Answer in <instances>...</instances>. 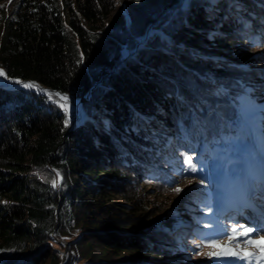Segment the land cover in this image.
<instances>
[{
	"label": "trees",
	"instance_id": "16d2710c",
	"mask_svg": "<svg viewBox=\"0 0 264 264\" xmlns=\"http://www.w3.org/2000/svg\"><path fill=\"white\" fill-rule=\"evenodd\" d=\"M123 3L0 0L8 78L77 98L90 92L82 108L67 96L73 120L84 112L71 129L54 102L60 93L0 77V264H141L148 254L173 255L178 241L159 224L178 222L179 206L167 211L142 183L174 187L171 171L188 173L189 156L211 176L185 196L200 205L195 224L205 241L222 232L215 165L249 159L256 140L245 117L263 118L256 98L264 74L246 52L263 46L264 0Z\"/></svg>",
	"mask_w": 264,
	"mask_h": 264
},
{
	"label": "rangeland",
	"instance_id": "374dc122",
	"mask_svg": "<svg viewBox=\"0 0 264 264\" xmlns=\"http://www.w3.org/2000/svg\"><path fill=\"white\" fill-rule=\"evenodd\" d=\"M119 7L125 9L123 0H119ZM262 44V47L248 49L246 53H249V57L254 58V62H256L255 66H252L258 67L261 71L260 73L264 74V43ZM220 55L225 58V60H229V63L237 60L235 57L227 58L224 52H221ZM260 73L258 75H260ZM257 81H261L264 84V77L260 78L257 76ZM258 93L256 100L258 102L264 101V91L259 90ZM57 104L59 105V103ZM78 106L82 108L81 103ZM62 109L65 111L64 108ZM253 110L256 111L255 109ZM259 110L261 115H263V118L257 117L253 113L248 114V116L245 117L248 120V125L254 129L256 140V147L250 153V158L244 160L243 164L240 166L230 164L228 167H224L217 163L214 168L220 186L221 198H217L213 204L215 210L220 214L223 225H221L222 232L220 234H211V237H214L211 239L218 240L221 247H197L198 244L202 245L203 242H205V239L201 236L202 231L200 223L195 224V222L203 220L200 214L201 208L197 201L193 200V202L190 203L187 202L189 200L185 197H189L190 194L188 191L192 187L198 188L201 185L204 187V185L210 181L211 176L206 169L200 170L195 167V171L190 170L188 173L184 172V174H182L177 168L171 171L177 179L176 185L174 187H169L167 191H161L152 182L142 183L144 191L157 202H163L164 206L168 208L167 211L172 210L174 204L179 206L178 210L183 217L178 222H167L162 224L160 223V216L155 217L149 222H159V227L161 229L168 230V232L178 241V244H175L177 252H174L173 255L167 256V258L148 254L147 258L144 259L141 264H179L184 261L183 258L185 259L184 264H257L255 260L249 262L248 260H241L237 257L216 258L209 257L207 254L224 250L223 246L229 244L227 236L228 234H231L233 225H237V231L243 230L239 227L240 225L255 229V231L250 234L251 238L256 239L257 243L264 245V105H262ZM65 112L70 117L71 129L82 123L84 120L83 110L81 118L75 123L73 122L75 110H67ZM254 125H257L256 129L254 128ZM242 150L246 151V146L242 145ZM166 152H168V149ZM200 181H203V183H200ZM177 187L182 189L179 194L173 191V189ZM115 199L121 203L131 205V203L122 196H116ZM242 206H244V208H249L254 217L241 216V213L239 215L240 207ZM257 215L258 218H256ZM139 232L140 231H136L135 234ZM244 239V237H238L240 243H233L231 246L238 251L243 250L244 252H255L260 254L258 248L245 245L242 242ZM170 247L174 246L171 245ZM62 254L64 259L66 256V250H62Z\"/></svg>",
	"mask_w": 264,
	"mask_h": 264
},
{
	"label": "snow or ice",
	"instance_id": "6c2138e0",
	"mask_svg": "<svg viewBox=\"0 0 264 264\" xmlns=\"http://www.w3.org/2000/svg\"><path fill=\"white\" fill-rule=\"evenodd\" d=\"M12 0H9V3H11ZM117 3H119V0H117ZM0 7H3V5H0ZM5 76V73L3 71H0V77ZM15 83L17 84H21L23 85L24 88H34L36 87V85L34 83H23L22 81L16 80ZM57 96L59 97V100L54 101L56 103H59V106L61 108H64L65 111H67V96L64 95H60L57 94ZM48 100L52 101L53 97L51 94H47ZM61 101L65 102V103H61ZM68 121L65 120V125H67ZM186 163L189 164V167L192 171H195V166L192 164V158L189 156L187 157V159L185 160ZM200 183H203V181H200ZM53 184L55 185V181H53ZM174 192H176L177 194H179L182 189L177 187L173 189ZM241 229H243L242 231H237V225H233L232 230H231V234H228L227 238L229 241L228 245H224L222 251L220 252H210L207 255L209 257H216V258H221V257H237L241 260H248L249 262L255 260L257 262V264H264V245H261L259 243H257L256 239H252L250 234L253 233L255 231V229L251 228V227H246L243 225L239 226ZM238 237H244L245 239L242 241L245 245L247 246H254L256 248L259 249V253L257 254L255 252H244L243 250H235L231 245L233 243H240V241L238 240ZM202 246H207V247H213V248H217V247H221L220 243L218 240H207L205 242H203V244H198L197 247L200 248Z\"/></svg>",
	"mask_w": 264,
	"mask_h": 264
},
{
	"label": "water",
	"instance_id": "95a60500",
	"mask_svg": "<svg viewBox=\"0 0 264 264\" xmlns=\"http://www.w3.org/2000/svg\"><path fill=\"white\" fill-rule=\"evenodd\" d=\"M0 70H2L4 73H5V75H7L6 74V72L0 67ZM11 80L12 81H16V80H19V81H22V82H25V81H31V82H34V83H39L40 85H42V86H44L43 84H41L39 81H37V80H32V79H12L11 78ZM0 86H6V85H2V84H0ZM11 87H14V86H11ZM44 87H48V86H44ZM15 88H21V89H26V88H24V87H15ZM49 88H51V87H49ZM53 89V88H52ZM30 90H32V89H30ZM56 90H58V89H56ZM32 91H34V90H32ZM58 91H60V90H58ZM36 92V91H35ZM60 92H62V91H60ZM38 93V92H37ZM62 93H65V92H62ZM42 94V93H41ZM65 94H68V95H71V96H74V95H72V94H69V93H65ZM43 95H45V94H43ZM46 96V95H45ZM75 97V96H74ZM90 97V92L87 94V95H84V96H82V97H80V98H77L78 100H79V103H84L88 98ZM73 122L75 123L76 122V120H73ZM73 123V124H74ZM72 127H73V125H72ZM59 183H60V179H57L56 181H55V186L56 187H58L59 186ZM64 260H65V257H64Z\"/></svg>",
	"mask_w": 264,
	"mask_h": 264
},
{
	"label": "bare ground",
	"instance_id": "6f19581e",
	"mask_svg": "<svg viewBox=\"0 0 264 264\" xmlns=\"http://www.w3.org/2000/svg\"><path fill=\"white\" fill-rule=\"evenodd\" d=\"M0 71H2V70H0ZM5 76L8 78L7 75H5ZM8 79L11 80V78H8ZM11 81H12V80H11ZM12 82H14V84H17V83H15V81H12ZM23 83H34V82H31V81H25V82H23ZM21 84H22V83H21ZM34 84L37 85V86H39V87L45 88V89H47V90H49V91H56V92H58V93H60V94H62V95L69 96V97L75 99V100L78 102V105H80L79 100H78L76 97H74V96H71V95H68V94L62 93V92H60V91H58V90H54V89H51V88H48V87H44V86L40 85L39 83H34Z\"/></svg>",
	"mask_w": 264,
	"mask_h": 264
}]
</instances>
